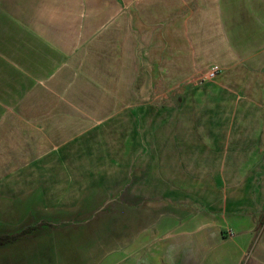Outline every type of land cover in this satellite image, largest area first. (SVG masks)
I'll use <instances>...</instances> for the list:
<instances>
[{
	"label": "crops",
	"instance_id": "obj_1",
	"mask_svg": "<svg viewBox=\"0 0 264 264\" xmlns=\"http://www.w3.org/2000/svg\"><path fill=\"white\" fill-rule=\"evenodd\" d=\"M24 228L0 250L264 264V0H0V237Z\"/></svg>",
	"mask_w": 264,
	"mask_h": 264
},
{
	"label": "rangeland",
	"instance_id": "obj_2",
	"mask_svg": "<svg viewBox=\"0 0 264 264\" xmlns=\"http://www.w3.org/2000/svg\"><path fill=\"white\" fill-rule=\"evenodd\" d=\"M198 84L200 83H197V85ZM192 86L193 84H185V88L187 89L191 88ZM163 88H164L163 84H159V83L153 84V90L155 92V96L151 101L152 106H154V108L164 107L168 105L177 106L178 105L177 97L171 99H169L168 97L166 98L164 94L165 91H163ZM162 117H163L162 111H158V109H156L154 123L158 124L157 120L161 121ZM147 137L149 138V136ZM153 137L154 136L152 134L150 138ZM67 226H68L67 224L58 223V224H54V226L40 225L38 229L41 231V229L47 228L48 230L62 232L63 230L66 229ZM63 244L64 243H62L61 241L55 244H53V242L45 243L43 245L42 243H40V246L29 245L27 246V248L24 247L25 249H23L22 251H11L7 254L4 253L2 250H0V264H52V263L54 264V260L57 259L59 263L56 262L55 264H65V261L62 259L63 251L61 247L63 246ZM75 245H76L75 250L77 253L79 251H82V248L84 247V242L82 241L81 243H77ZM10 246L11 247L9 248L13 250L14 245H10ZM55 254H56V258L54 259Z\"/></svg>",
	"mask_w": 264,
	"mask_h": 264
},
{
	"label": "trees",
	"instance_id": "obj_3",
	"mask_svg": "<svg viewBox=\"0 0 264 264\" xmlns=\"http://www.w3.org/2000/svg\"><path fill=\"white\" fill-rule=\"evenodd\" d=\"M33 230H34L33 228H27V229H24L17 234H12V235L6 236V237H0V245L13 243L18 239L25 238L26 236L31 234L33 232Z\"/></svg>",
	"mask_w": 264,
	"mask_h": 264
},
{
	"label": "built area",
	"instance_id": "obj_4",
	"mask_svg": "<svg viewBox=\"0 0 264 264\" xmlns=\"http://www.w3.org/2000/svg\"><path fill=\"white\" fill-rule=\"evenodd\" d=\"M219 72H220V69L216 66H213L209 69L208 74H207V78L210 80L214 79Z\"/></svg>",
	"mask_w": 264,
	"mask_h": 264
}]
</instances>
